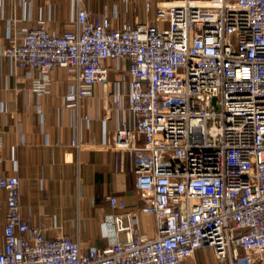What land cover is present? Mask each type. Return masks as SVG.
I'll list each match as a JSON object with an SVG mask.
<instances>
[{"label": "built area", "instance_id": "1", "mask_svg": "<svg viewBox=\"0 0 264 264\" xmlns=\"http://www.w3.org/2000/svg\"><path fill=\"white\" fill-rule=\"evenodd\" d=\"M69 1L74 32H12L0 57L39 73L40 95L49 93L47 74L64 69L76 103L128 62L112 99L104 96L105 110L121 115L110 146L121 161L130 156L139 212L155 218L156 236L119 240L130 226L111 213L101 247L83 252L67 236L45 238L20 213L19 179L0 176V264H184L198 250L217 264H264V0H161L153 22L116 25L115 13L95 16L86 0ZM143 3L149 12L151 0ZM107 202L126 209L117 196Z\"/></svg>", "mask_w": 264, "mask_h": 264}, {"label": "crops", "instance_id": "2", "mask_svg": "<svg viewBox=\"0 0 264 264\" xmlns=\"http://www.w3.org/2000/svg\"><path fill=\"white\" fill-rule=\"evenodd\" d=\"M160 1L151 0L149 12L143 0H86L85 5L95 16L115 13L112 24L116 25L122 20L153 22ZM75 12L69 0H0V47L8 45L12 32L21 36L31 28L74 32ZM12 18L14 25L9 24ZM106 64L113 66L110 61ZM117 66L109 73L106 88L95 85L92 96L76 103L67 99L74 84L64 69L47 74L49 93L40 95L33 90L34 81L42 79L39 73L0 57V176L19 179L20 213L31 227H39L48 239L67 236L83 252L103 246V221L111 213L123 216L124 226H130L118 233L119 240L134 232L154 238L157 232L155 218L139 212L130 156L121 161L110 146L121 115L105 110L104 96L112 99L111 85L121 79L129 64L120 60ZM74 139L82 143L80 150L71 146ZM110 196L121 198L126 209L113 212L107 202ZM5 212V194L0 190V248ZM132 215L135 225L130 222ZM184 264L217 261L211 250H198Z\"/></svg>", "mask_w": 264, "mask_h": 264}]
</instances>
